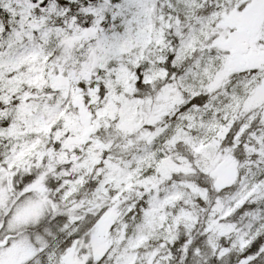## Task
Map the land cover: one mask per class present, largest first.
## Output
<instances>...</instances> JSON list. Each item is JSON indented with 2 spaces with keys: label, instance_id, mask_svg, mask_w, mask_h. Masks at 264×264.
Returning <instances> with one entry per match:
<instances>
[{
  "label": "snow or ice",
  "instance_id": "6c2138e0",
  "mask_svg": "<svg viewBox=\"0 0 264 264\" xmlns=\"http://www.w3.org/2000/svg\"><path fill=\"white\" fill-rule=\"evenodd\" d=\"M0 264H264V0H0Z\"/></svg>",
  "mask_w": 264,
  "mask_h": 264
}]
</instances>
